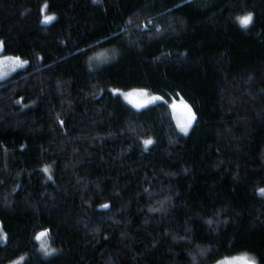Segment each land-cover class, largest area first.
<instances>
[{"label": "trees", "instance_id": "obj_1", "mask_svg": "<svg viewBox=\"0 0 264 264\" xmlns=\"http://www.w3.org/2000/svg\"><path fill=\"white\" fill-rule=\"evenodd\" d=\"M0 41V264H264V0H0Z\"/></svg>", "mask_w": 264, "mask_h": 264}, {"label": "rangeland", "instance_id": "obj_2", "mask_svg": "<svg viewBox=\"0 0 264 264\" xmlns=\"http://www.w3.org/2000/svg\"><path fill=\"white\" fill-rule=\"evenodd\" d=\"M17 58H18V61H17ZM13 61H17V62L14 63ZM0 62H3V63H0V80L6 77H9L10 75H12L14 72H16L18 69L22 68L26 64L25 60L19 57L4 53L3 41H0ZM136 92H144L146 95L133 96L131 98H128L129 93H136ZM124 97L130 104H132L136 108H143L145 106H148L152 103H156L163 99L161 95L152 94L145 89H133V90L126 91L124 93ZM152 97H158L159 99L152 101L151 100ZM137 105H140V106L137 107ZM171 108H172L175 120L179 128L181 129L182 124H187L188 125L187 131H189L195 120V112L193 108L182 99L173 100V102L171 103ZM192 117H194V119H192ZM189 120H191L190 124H188ZM43 240L45 242V237L42 238V241ZM247 261H254L255 264H257L254 257L250 253L245 252V251L220 258L214 264H247Z\"/></svg>", "mask_w": 264, "mask_h": 264}, {"label": "snow or ice", "instance_id": "obj_3", "mask_svg": "<svg viewBox=\"0 0 264 264\" xmlns=\"http://www.w3.org/2000/svg\"><path fill=\"white\" fill-rule=\"evenodd\" d=\"M52 19H53V17H45L44 23H48ZM251 20H252V17L249 15V16L243 17L240 22H241L242 26H247V25H249L251 23ZM17 61H18V58H17ZM17 61H13V62L16 63ZM0 63H3V62H0ZM21 66H22V64H21ZM144 95H146L144 92L129 93L128 94V98H131L133 96H144ZM157 99H159V98L158 97H152L151 98L152 101L157 100ZM149 102H151V101H149ZM139 106L140 105H137V107H139ZM192 119H194V117H192ZM190 123H191V120L188 121V124H190ZM181 130L186 133L187 130H188V125L187 124H182L181 125ZM151 143H152L151 140L145 141V147H147ZM45 171H47V169H45ZM260 191H261V194L264 195V189H261ZM105 207H107V205H105ZM45 235H46V233H40V235L37 236L36 239L40 240ZM4 238H6V237L0 236V239H4ZM247 264H255V262L254 261H247Z\"/></svg>", "mask_w": 264, "mask_h": 264}]
</instances>
